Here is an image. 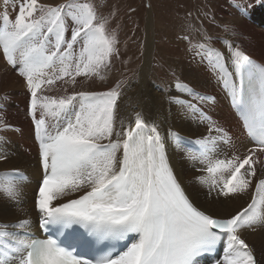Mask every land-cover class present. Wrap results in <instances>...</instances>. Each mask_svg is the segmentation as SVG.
I'll return each mask as SVG.
<instances>
[{"label": "snow or ice", "instance_id": "snow-or-ice-1", "mask_svg": "<svg viewBox=\"0 0 264 264\" xmlns=\"http://www.w3.org/2000/svg\"><path fill=\"white\" fill-rule=\"evenodd\" d=\"M10 2L14 16L0 0V53L28 94L40 167L32 202L43 235L29 218L0 220V264H261L243 231L264 230V61L234 40L214 41L202 27L197 43L181 37L207 63L248 138L237 146L205 111L215 96L172 72L164 99L206 126L185 151L186 138L171 128L164 133L156 117L137 106L121 111L126 79L104 90L85 87L106 81L121 56L115 11L100 14L93 0ZM223 30L241 35L228 24ZM12 127L0 111V132ZM170 147L184 152L210 201L248 194L250 202L227 215L198 205ZM0 162L9 154L0 152ZM26 180L19 167L0 172V196L21 211Z\"/></svg>", "mask_w": 264, "mask_h": 264}, {"label": "bare ground", "instance_id": "bare-ground-1", "mask_svg": "<svg viewBox=\"0 0 264 264\" xmlns=\"http://www.w3.org/2000/svg\"><path fill=\"white\" fill-rule=\"evenodd\" d=\"M167 1L171 3L172 2L175 3L174 1L177 0H159V3L155 2V4L159 5L157 6V18L153 6L151 10V15L154 16L155 14V17L153 18V20L151 17H148V19H146L147 20L145 24L146 36L144 37L145 39H144L143 47H141L140 48L141 51H139V53L143 54V60L141 61L142 62L141 65H139L140 69L137 74L139 78V82L137 81L138 83L131 85L130 88L129 86L127 87L128 89L126 91L128 92V94L126 93L124 97V102L121 105V111L125 113L130 112L132 106H137L138 110H143L147 115L156 117L158 119V122L161 123V130L164 133H167L168 129L171 128L173 131L179 132L182 137H185L186 139L182 145L185 151H187L190 148L196 147L192 142H194L199 136H201V134H204L206 132V126L198 122H194L191 119L185 118L178 111L175 105H169L163 96L162 87H161L163 84L159 86L158 84L156 85L155 83L152 82L150 84L148 83V79L152 77L151 72L152 71L156 72V69H154L155 64L156 65L166 64V66L168 67L170 66L175 67L178 77L183 82L188 83L190 86L196 88L198 91H202V92L210 91L204 93L215 96L216 100L219 101L227 100L229 102V106L227 104L224 107V113L219 114V120L221 122V125L228 130L230 135L233 136L237 146H240L241 143L247 144L248 141L246 135L243 129L240 127L235 117V114L230 107V101L227 98L226 93L222 91L221 88L215 82V78L212 75L211 71L209 70L207 63L202 62L201 57L196 56L194 52L187 53V47L189 42L188 40H184V41L182 40V43L180 42L178 44L177 41L178 39L173 37L175 36L174 32L177 31L179 27L181 28V26H185V24L187 23V18L186 17L178 18L179 16L177 15L176 11H175L176 13H174L176 19L169 17L171 16V12L169 9L171 8L170 6L172 5L171 3L166 4L165 2ZM47 2H51V1H47ZM60 2H62V0H60ZM110 7H111V0H109L107 3L106 14H108ZM8 10L10 14H12L13 16L15 15V12L13 11L12 7L11 9L8 8ZM162 10H163V17L160 20L159 18ZM220 11H221V7L213 12L214 16L217 17H210V18H216L218 21L222 22L223 15ZM156 24H158L159 27H167L168 30L170 31H172L173 28L172 35L169 34L167 36V40L164 41V43L161 45L162 48H159L160 46H156V44H154V40L156 38H154V36L153 37L151 36V30L155 32L157 30ZM168 24H171L172 27H170ZM202 24L206 26V22H203ZM187 25L188 23L186 24V26ZM246 27L247 29L254 30L255 34L248 35L247 33H241V35L238 36L235 43L239 44L243 50H245L257 61H264V6H262L256 11L255 20L253 21V26L247 23ZM205 28L207 30L209 29L208 26H206ZM161 33H163L162 30L160 34ZM195 34H196L195 31L191 32V35H195ZM121 35H124V32ZM132 35L133 34H131V36ZM168 38H174V40L175 39L177 40L173 41ZM124 39H122L123 42ZM191 40H193V38H191ZM213 40L216 41V39ZM214 46L218 48H222V45L219 43L214 44ZM119 47L121 51V57L127 58V60L129 61L128 52H130V48H131L130 45L120 44ZM139 53H135L136 56H138ZM136 56H134V58ZM173 59H176L175 61L178 62L173 63L172 62ZM184 61H188V63L185 64ZM197 64L205 65L208 68L206 73H201L203 72L202 69L200 70V72H198L196 69ZM127 66L128 64L126 61H123L121 59H116L113 63L111 72L107 73L106 81H100L98 79L95 81H87L85 82V87H90L93 90H104L115 79H120L122 76L125 75V73L128 72ZM0 71H6L7 74L12 78L19 77L16 75L15 71H13L6 64V62L3 59L2 53H0ZM163 81L164 84L167 83V81L166 82L165 80ZM99 82H101V86L98 85ZM104 82H107V86H103ZM10 83L11 85L17 88L13 98L16 103H19L18 109L21 110L22 117L14 118L13 120H10L11 122L10 124L13 125L12 128L16 130L15 133L16 134L18 133L17 135L15 133H7L6 131L0 132V148L3 149L7 154H9L10 152H14L17 154L18 150L16 144H17V140L19 139L20 144H24L26 148L23 147L20 148L18 161L10 165L19 167L26 176V174L29 172L30 169L25 163V158L26 156H31L30 163L31 164L34 163L36 166H38V168L33 167L32 169V173L34 176L32 182L36 184V179L40 174V167L37 156V145L33 139L34 136L33 124L31 123L30 117L27 116L28 94L26 92L24 84L20 85L19 83L15 82V80H12ZM170 93L179 94L176 92L175 88H171ZM220 93H221V97L219 98ZM205 111L207 112V108ZM18 136H23V137H18ZM223 147H225V150H227L226 146ZM169 156L171 163L175 168L179 178L185 184V187L187 188L189 194L193 196L195 202L198 205L206 208L207 210L213 212L214 214L227 215L230 213H234L235 211L239 210L242 207H246L247 203L250 202V195L248 194L228 200H224L223 198H221V201L219 202L210 201L206 195L207 189L201 188L193 181V177L197 173L195 169L191 166V163L184 158V152L178 151L174 147H170ZM1 164H5V163L0 162V172L8 170L7 166ZM24 182L27 183L26 181ZM35 184H30L28 187L27 186L25 187V190L28 192V196L25 197L26 202L22 205L23 211L19 210L12 203L7 202L2 198V196H0V220L14 221L17 217L29 218L33 224V231L37 235H39L40 230H39L38 213L35 210L32 202V194ZM243 234L246 240L255 249L258 260H260L261 264H264V230L258 229L256 232H252L251 230H244Z\"/></svg>", "mask_w": 264, "mask_h": 264}, {"label": "rangeland", "instance_id": "rangeland-1", "mask_svg": "<svg viewBox=\"0 0 264 264\" xmlns=\"http://www.w3.org/2000/svg\"><path fill=\"white\" fill-rule=\"evenodd\" d=\"M44 1H46V2L51 1L52 3H54V2L59 3L60 2V0H44ZM108 1L109 0H105V1L104 0H93V2L96 4L98 12L100 14L107 16L110 11L116 12V16H117L116 22L117 23L115 22V24H113L112 27H117V25H118L117 31L119 34V41H120L119 45L125 44V45H130V47H131L130 52H128L129 53V61L127 60V58H124L121 56L118 58V59H121L123 61H126L128 64V66H127L128 72L125 73V75L122 76L120 79H122V80L126 79L127 80V87L129 86V88H130L131 85H134V84L139 82V78H138L137 74H138L139 69H140L139 65H141V63H142L141 61L143 60V54L139 53V51H141L140 48L143 47V43H144V39H145L144 37L146 36V29H145V27H146L145 24L147 21L146 19H148V17H151L153 20V18L155 17V14H154V16L151 15V10H152L153 6H154V12L156 13V18H157V6H159V5L155 4V2L159 3V0H111L110 10L108 11V14H106V7H107ZM5 2H7L9 4L8 8L11 9L12 5H11L10 0H5ZM174 2L175 3H173V2L171 3L169 1L165 2L166 4L171 3V5H172V6L169 5L171 7L169 9L171 12V16H169V17L176 19L174 13L177 12V15L179 16L178 18H183V17L185 18L186 17L188 25L191 24L193 26L192 29H194V30H190L188 28V25L186 26L187 23L185 24V26H181V28L179 27L177 29V31L174 32V35L176 37L173 36L174 38H177L178 40L177 39L174 40V38H168V39H171L173 41L177 40L178 44L180 42L182 43L183 39H181V37L183 35H188L190 37V39L193 38V40H191V42L193 44L201 41L202 33L197 32L195 30V29L201 28V27L213 39L219 40L220 38L226 37V38H231V40H234V42H235L238 37H232L230 33H226L223 30V25H225V24L233 26L239 33H247L248 35H254L255 31L247 29L246 24L248 23V24H251L253 26V21L255 20L256 11L259 8H261L262 6H264V0H236V3H239L243 6H246V13L244 15H241L240 12L237 10V8L233 6L232 0H179V2L177 0ZM149 5H151V7H149ZM172 7H174V8H172ZM220 7H221L220 12L223 15L222 22L218 21L216 18H210V17H217V16H214L213 12ZM132 9H134L135 11H132ZM162 17H163V10L161 12L159 19L161 20ZM203 22H206V26L209 27L208 30L205 28L206 26L204 24H202ZM168 25L170 27H172L171 24H168ZM122 26H124V27H122ZM156 26H157L156 27L157 30H156V32L151 30V36L152 37L154 36V38H156L154 40V44H156V46H160L159 48H162L161 45L164 43V41L167 40V36L169 34L172 35L173 28H172V31H170V30H168L167 27H159L158 24H156ZM123 28H125V29H123ZM161 30L163 33L160 34ZM193 31L196 32L195 35H191V32H193ZM123 32H124V35H121ZM131 34H133V35L131 36ZM155 34H156V37H155ZM137 37H139V38H137ZM136 38H137V40H136ZM122 39H124V42L122 41ZM135 50H136V52H135ZM188 52L193 53V51L189 50V42H188V47H187V53ZM135 53H139L138 56H136ZM134 56H136V57L134 58ZM155 56H157V55H155ZM132 59H133V61H132ZM175 60L176 59H173L172 62L173 63L178 62ZM184 62H185V64L188 63V61H184ZM154 69H156V72H153V71L151 72L152 77H150L148 79L149 84L152 82V83H155L156 85L158 84L160 86L161 84H164L163 80H165V82L167 81V83H174L172 72L176 71L175 67H171V66L168 67V66H166V64H163V65L162 64H159V65L155 64ZM196 69L198 72H200V70L202 69L203 72H201V73H206L208 68L205 65L197 64ZM131 71H132V73H131ZM175 73L177 75V71ZM134 76L137 77L138 79L135 78ZM168 79H170V80H168ZM12 80H15V82L19 83L20 85L24 84L22 78H20V77L12 78L7 74L6 71H0V97H3L5 95L7 96V99H0V105H1L0 111H2L4 118L8 123H11L10 120H13L14 118H21L22 117L21 116L22 115L21 110L18 109L19 103H16L14 98H13L14 93L17 90V88L15 86L11 85L10 82ZM98 85L101 86V82H99ZM103 86H107V82H104ZM127 87H126V90L128 89ZM204 92H210V91H204ZM126 93L128 94L127 91H126ZM220 97H221V93L219 95V98ZM227 104L229 106V102L227 100L219 101V100L215 99V102H208L207 105L204 107H205V110L207 108L208 115L211 116L214 120H216L217 122H219L221 124V122L219 120V114L224 113V107ZM15 131L16 130L14 128H11V129L7 130L6 132L7 133H15ZM18 137H23V136H18ZM16 146H17L18 153L16 154L14 152H10L9 153V162L6 164H1V165L7 166L8 170H10L12 167H15V166L10 165V164L16 163L18 161V156L20 154V148L21 147L26 148L24 144H20L19 139L17 140ZM0 152L6 153L1 148H0ZM30 158H31V156H26V158H25V163L27 164V166L30 169L29 172L26 174V176L28 177V180H26L27 183L23 182L25 187L26 186L28 187L30 184H35L32 182L34 179L32 169H33V167L38 168V166H36L34 163L33 164L30 163V161H31ZM25 192L27 194L26 195V197H27L28 192L26 190H25Z\"/></svg>", "mask_w": 264, "mask_h": 264}]
</instances>
